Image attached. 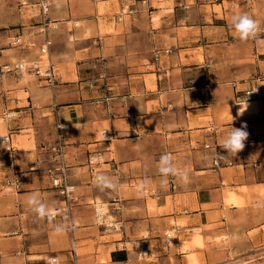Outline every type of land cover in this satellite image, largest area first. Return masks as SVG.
I'll return each mask as SVG.
<instances>
[{"label": "crops", "instance_id": "1", "mask_svg": "<svg viewBox=\"0 0 264 264\" xmlns=\"http://www.w3.org/2000/svg\"><path fill=\"white\" fill-rule=\"evenodd\" d=\"M45 1L52 21L46 31L37 19L20 16L11 30L26 41L16 58L51 66L56 81L46 87L41 76L36 84L23 77L26 96L8 93L17 97L10 101L18 115L10 127L20 147L3 153L1 170L18 178L21 189L2 194L0 177V234L13 255L6 263L47 264L54 255L59 264H130V245H157L160 230L172 228L189 252L206 255L210 238L245 239L264 226V99L240 93L260 86L264 95V46L241 41L231 27L239 13L264 26V0ZM57 124L66 128L76 189L68 202L46 175L51 154L43 146L55 139ZM245 125L244 149L227 155L219 145L232 127ZM97 153L103 162L91 172L88 159ZM165 153L189 171L188 181L162 177ZM96 172L114 187L98 186ZM32 199L45 206L40 214ZM98 200L115 210L121 237L106 238L94 223ZM61 224L65 230L57 233ZM194 228L202 229V244L187 236ZM73 241L80 255L72 254ZM183 243L178 238L179 258L189 254Z\"/></svg>", "mask_w": 264, "mask_h": 264}, {"label": "rangeland", "instance_id": "2", "mask_svg": "<svg viewBox=\"0 0 264 264\" xmlns=\"http://www.w3.org/2000/svg\"><path fill=\"white\" fill-rule=\"evenodd\" d=\"M42 0H38V6H31V2L29 0H0V135L11 134L10 127L13 120L17 119L18 115L14 112V103H10L13 101V98H17L16 96L8 97V93L15 89L17 91V95L19 98L25 97L27 93L23 91L21 86L22 78L24 80H30L34 82V84L38 83L40 80L39 75H37L34 71H30L26 69L22 72H12L7 71V66L13 67L14 64L18 62H24L27 66L39 65L38 62H26L21 61L16 58L17 54L21 52V49H24L26 46L25 39H22V35L16 31V33H12V29L17 28L20 25L18 22V17L25 19H37L39 25L42 27L41 30L44 29L42 24H40V13L39 8L41 9ZM50 5V4H49ZM52 23V21H51ZM50 26V25H49ZM46 30H43V32ZM20 40V42H17ZM52 42V41H51ZM9 49V50H6ZM30 52L35 50L38 51L37 47L30 46ZM28 50V51H29ZM47 61V60H45ZM41 68L46 65L41 64ZM42 78V77H41ZM12 79V81H10ZM18 80V83L15 81ZM44 79V78H43ZM46 87H52L54 84H49L48 82L43 83ZM37 105V103H36ZM66 131V128H65ZM58 133V129H57ZM57 137V135H56ZM55 139L49 144H53ZM20 138V137H18ZM15 150L20 147L18 140L16 139L13 142ZM3 153H7L5 151V146L0 142V177L4 179V185L2 188V194H13L15 195L17 191L21 189H15L14 187L8 186L6 183L7 178H12L9 175H6L1 169V166L4 165ZM2 157V158H1ZM103 160V159H102ZM10 167V164H9ZM13 169V168H10ZM9 169V170H10ZM38 169V168H36ZM5 175V178H4ZM76 192V189H75ZM76 194V193H75ZM96 202H103L98 200ZM105 208L109 209L108 218L110 220H116L113 216L115 210L107 203L104 202ZM94 211V210H93ZM51 214H56V211H51ZM52 216V215H51ZM93 221L95 223V213L93 212ZM174 222L172 221V224ZM178 224H181V221H178ZM223 225V224H222ZM260 227V226H259ZM195 229H199L195 231ZM168 232H174L170 239L169 246L166 243V234ZM202 229L194 228L187 230V236L191 239L199 238L201 236ZM122 230L113 231L111 233L105 232L106 238H119L121 237ZM4 234H0V264H7L6 261L13 257V255L7 252V244L6 240H4ZM147 236V233L145 234ZM144 235V236H145ZM161 240L157 245H151L150 249L152 252L151 260L153 264H190L191 255H195L199 257L200 264H264V226L258 228L255 226L253 230H251L247 238H231L230 235L222 233L221 235H217L214 238H210V243L206 244L203 248L206 251V255L203 253L197 254L193 250L189 252V248L191 249L190 244L185 243V238L182 234H179L175 228L160 230L157 235ZM149 238V237H147ZM178 238L184 242L181 246V250L183 252H189L187 256L184 258H179L177 253V241ZM196 243V241H195ZM190 247H189V246ZM76 254L80 255L82 250L80 249V244L76 243ZM143 246H147L146 244L140 245H130L129 251L131 252L130 256V264H143V261L140 259L139 251ZM188 248V249H186ZM24 257V256H23ZM52 258L54 255L47 257V262H52ZM58 261V259H57ZM59 262V261H58ZM25 264V263H24ZM59 264V263H57Z\"/></svg>", "mask_w": 264, "mask_h": 264}, {"label": "built area", "instance_id": "3", "mask_svg": "<svg viewBox=\"0 0 264 264\" xmlns=\"http://www.w3.org/2000/svg\"><path fill=\"white\" fill-rule=\"evenodd\" d=\"M50 12V5L47 1L42 0L41 2V9H40V24L44 27L43 30H46L47 27H49L51 23V19L49 17ZM17 42H20L18 40ZM51 45V40L47 38L45 40V44L41 47V53L45 54L49 51V46ZM155 58L158 59V54L155 55ZM20 62L14 64L13 67L7 66V71L12 72H22L23 69H28L30 71H34L37 75L44 78L49 84H54L55 74L53 72V69L51 66H48L45 68L44 71H42L41 67L39 65H36L35 63L33 65L27 66L25 63L24 67L22 64H19ZM241 94H243L244 99L246 100H257V101H263L264 95L262 92V89L260 86L248 88L245 90L240 91ZM239 96H242V95ZM57 137L53 144L45 147L43 146V149H46L50 152V162L51 166H49L46 169V175H48L51 179L52 187L56 189L61 196L64 197L66 202H68L71 199V196L75 192V184L71 181V176L69 173V166L66 163V141H65V126L61 124H57ZM104 135L107 136V140L112 141L114 138V135L112 133L103 132ZM0 142L5 146V151L9 154H14L15 147L12 142V136L11 134H4L0 135ZM206 147H209V145H206ZM170 154V153H168ZM171 155V154H170ZM102 160V155L100 153L94 154L89 157L88 159V166L91 172H94V167L99 165ZM218 161L215 160V165H218ZM254 166L257 167L258 163H254ZM10 168H14V164H10ZM99 176H103L96 172L95 175H93V179L96 182L97 178ZM6 183L8 186L14 187L15 189H20L21 182L18 178L12 177L7 178ZM104 202H95L94 203V213H95V224H97L99 227L103 229L104 232L111 233L113 231L122 230V225L118 221L110 220L108 218L109 209L105 208ZM54 216V214H51ZM166 243L169 246L170 239L172 237V234L168 232L166 234ZM75 241L72 242V248L71 252L72 254H76V248H75ZM140 259L143 261V264H153L151 260L152 252L150 247L143 246L140 248L139 251ZM57 258H52V262H48L47 264H57Z\"/></svg>", "mask_w": 264, "mask_h": 264}, {"label": "clouds", "instance_id": "4", "mask_svg": "<svg viewBox=\"0 0 264 264\" xmlns=\"http://www.w3.org/2000/svg\"><path fill=\"white\" fill-rule=\"evenodd\" d=\"M231 27L238 34V38L241 41L255 40L258 45L264 46V39L259 38L261 32H264V26L261 22L248 13H239L233 15L231 18ZM246 125L241 128L232 127L231 130L226 134L223 142L219 145L227 155L235 157L240 151L245 147V141L248 138V132L245 130ZM226 155V156H227ZM222 158L226 157L221 155ZM159 172L165 180L171 176L182 182L189 180V171L185 168L183 170L179 169L172 161L170 154L165 153L160 158ZM96 183L101 187H114L110 178L106 176H99ZM30 205H34V211L40 214L42 210L45 209L43 204L37 205V201L32 199L29 201ZM65 230L64 225H56L55 231L61 233Z\"/></svg>", "mask_w": 264, "mask_h": 264}, {"label": "bare ground", "instance_id": "5", "mask_svg": "<svg viewBox=\"0 0 264 264\" xmlns=\"http://www.w3.org/2000/svg\"><path fill=\"white\" fill-rule=\"evenodd\" d=\"M19 64H22L23 68H25V67H24L25 63H24V62H20ZM46 66L48 67V65H46ZM41 69H42V71H44V70H45V66H43ZM25 70H26V68L23 69V72H24ZM255 102L260 103V101H255ZM170 233L173 234L174 232H170ZM196 243H197V244H202V241H201V238H200V237L196 239ZM186 249H188V248H186ZM199 260H200L199 257H197V256H195V255H191V261H190V264H200V261H199Z\"/></svg>", "mask_w": 264, "mask_h": 264}]
</instances>
